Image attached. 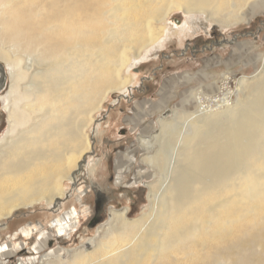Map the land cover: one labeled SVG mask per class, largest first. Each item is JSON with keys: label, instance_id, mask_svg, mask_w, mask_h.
<instances>
[{"label": "bare ground", "instance_id": "1", "mask_svg": "<svg viewBox=\"0 0 264 264\" xmlns=\"http://www.w3.org/2000/svg\"><path fill=\"white\" fill-rule=\"evenodd\" d=\"M255 1L0 0V90L10 81L0 92L8 123L0 220L58 205L91 150L94 114L110 93L127 89L130 68L149 51L175 31L195 32V15L221 26L244 21ZM176 9L187 15L181 25L169 20ZM254 75L231 89L224 74L219 95L191 93L197 110L185 113L188 121L163 119L160 133L140 137L142 160L159 170L145 182L148 211L133 218L127 207L112 208L79 249H48L51 234L34 225L42 233L35 255L15 264H264V65ZM77 222L73 213L58 235L70 236ZM8 246L0 264L25 245Z\"/></svg>", "mask_w": 264, "mask_h": 264}, {"label": "rangeland", "instance_id": "2", "mask_svg": "<svg viewBox=\"0 0 264 264\" xmlns=\"http://www.w3.org/2000/svg\"><path fill=\"white\" fill-rule=\"evenodd\" d=\"M259 1L253 2V4L256 3V7L252 8L251 11H247L248 9L245 10V12H247L246 20L235 25L221 26L218 22L208 21L203 16L195 15L193 19L195 22V32L175 31L165 38L166 40L161 48L152 49L148 53L146 50L143 51L142 55L145 53H147V55L130 68L132 73L127 71L124 72L126 73L125 76H128L129 73H131L130 76H132V74L135 76L129 77L127 89L110 93L103 108L94 114V122L89 129L91 150L87 153L88 157L86 156L87 159H85L87 161L85 164L83 161L81 167H78V170H80H77L78 175L75 181L68 180L65 182V195L58 200V205L51 206L44 203L31 208H22L11 215L10 218L17 215V213H24V221L21 225L27 224V226L22 229V233L27 236V240L16 243L13 242L10 247L14 244L20 245L23 242L24 245H26V242L33 238H36L35 242H38L42 233H35L33 226L41 224L44 228L43 231H47L51 234L48 239L49 242H46L48 244V249L60 246L67 249H79L82 244L96 235V230L100 225L108 221L112 208L124 209L127 207L129 210L128 216L133 218L141 215L144 211H148L149 208L146 207L149 206V190L145 182L157 178L156 175L159 177V170L157 167H152L149 163L142 160L145 150L143 146L140 145L142 140L140 137L144 136V138L148 139L152 135L160 133L162 129L160 122L163 119L168 120L175 115H179L177 121H188L189 118L185 116V113L191 116L192 110H197L195 105H191L193 101L191 93L203 91L208 95H213V93L219 95L220 90H218V88L222 83L224 74L229 73L232 77L229 81L231 89L236 88L238 79L243 75L252 76V78L256 77L254 74L257 73L259 68L263 67L264 60L260 61L259 66L256 68L244 67L242 66V62H237L235 65L228 67L225 65L224 60H227L230 49L234 45L233 43H251L253 42L251 41L253 37L259 36V38H261L264 35V0H262L260 4ZM186 16L184 10L176 9L171 13L169 20L170 22L173 21L181 25L185 22ZM167 27L165 26L164 28L162 26V28H164L163 33L165 34ZM162 31L163 29L161 32ZM161 36H163V38L165 37L164 34ZM255 39H257V37ZM130 45L133 44L130 43ZM261 46V51L264 54V42ZM128 54L134 56L135 52L131 49L128 51ZM209 65L211 68H209L210 71H207L206 67ZM212 72H214V74H212ZM204 73L212 75L210 78L215 79L217 91H215V89H213V91H208L201 87L202 84L200 85L195 82L194 79L199 80ZM258 74L260 75V73ZM189 80H191V82H189ZM9 82L0 90L3 97L10 88ZM187 82L191 85H182L184 83L187 84ZM201 83L204 85V82ZM208 83L209 82L206 81L204 85L206 88L209 87ZM175 85L181 86L177 87L176 93L174 88ZM164 87L168 89L170 87V89L174 88L172 95L175 96L171 98L172 100H170L169 103L167 102L165 106L155 107L154 105L153 107L150 101L155 104L154 101H158L161 98V94L159 93L160 88L162 90ZM241 97H243L242 93L239 95V98ZM236 98L237 96L234 95L233 99L235 100ZM168 109L170 113L167 116H163V113ZM0 113L1 135L7 128L8 123L7 111L2 107ZM188 124L183 126H189ZM110 139L115 144L113 143L109 146L107 140ZM179 142L180 139L177 141V145ZM91 151L94 152L91 153ZM107 151H112L117 167L120 170L129 172V174H126V177H124V182H122V185L126 186L125 188H128V190L125 189L123 191L118 187L116 195L109 203L110 208H106L102 222L100 221L97 225L89 227V218L87 217L92 216L93 213L92 209L86 208V206L80 208L79 200L81 199V190L87 189L83 188L85 187L83 184H87L89 180L93 181V183L100 184L103 176L107 174L103 159ZM139 173L142 175V178L137 181ZM130 174L132 175L131 177ZM139 186L143 188L140 193V198L135 195V191L136 193L138 192ZM93 198L94 193L91 190L85 196V203L93 205ZM133 202L136 204L135 207H132ZM73 213L80 217L79 224L77 222V224L71 226L70 231L67 230L70 236L67 237L65 234L62 236L58 235L57 225H65L70 217L73 218ZM9 219L0 220V225L5 221H9ZM30 223H32V225ZM32 233L34 234L33 236H31ZM26 249L27 246H24V248L19 251V254L13 257V260L10 258L7 264H15L19 255L31 256L26 254ZM3 251L4 249L0 247L1 258Z\"/></svg>", "mask_w": 264, "mask_h": 264}, {"label": "crops", "instance_id": "3", "mask_svg": "<svg viewBox=\"0 0 264 264\" xmlns=\"http://www.w3.org/2000/svg\"><path fill=\"white\" fill-rule=\"evenodd\" d=\"M257 37V39H255ZM253 37V42L251 43H233L234 45L231 47L230 52H229V56L227 58V60H224L225 65H227L228 67H231L233 65H235V63L237 62H242L243 65L242 66H248V67H258L260 64V61L263 60V52L261 51V45L264 42V35L259 38V36ZM260 39V40H258ZM262 41V42H261ZM260 42V43H258ZM253 43V45H252ZM211 66H207L206 70L210 71ZM212 74H214V72H212ZM212 75H208V73H204L203 75H201V78L199 80L194 79L196 83H199L201 85L202 88H205L208 91H213V87L216 86V81L214 78H210ZM192 80V79H191ZM191 80H189V82H191ZM206 81H208L209 83V87H205V83ZM204 82V85L203 83ZM180 85V84H179ZM182 85H191L190 83L187 82L182 84ZM177 87H181L178 85H175V93L177 90ZM171 88V87H170ZM168 89L167 87L165 88H160V96L161 98L158 101H154L155 104L150 101V104L155 105V107H159V106H165V104L170 100H172L171 98H173L174 96L172 95V91L174 92V88L173 89ZM182 90V89H181ZM190 90V89H189ZM171 91V92H170ZM167 108V107H166ZM157 109V108H156ZM21 214V215H20ZM24 213H17V215H15L14 217L10 218L9 221H5L2 225H0V247L1 248H5L7 249L9 246L13 244V242H22V241H26L27 240V236H25L22 232L23 227L27 226L26 225H21V223L24 221ZM41 223V222H40ZM32 225V223H30ZM35 240L36 238H33L32 240H29L26 242L27 249H26V254L28 255H35L34 252V245H35ZM49 242V241H48ZM29 243V244H28ZM48 246V244H47ZM13 260V258H12Z\"/></svg>", "mask_w": 264, "mask_h": 264}, {"label": "flooded vegetation", "instance_id": "4", "mask_svg": "<svg viewBox=\"0 0 264 264\" xmlns=\"http://www.w3.org/2000/svg\"><path fill=\"white\" fill-rule=\"evenodd\" d=\"M107 144L109 146H111L114 142L110 139L107 140ZM115 144V143H114ZM94 151H91V153ZM113 156V157H112ZM88 157V156H87ZM86 157V159H87ZM104 158V163L106 165V170H107V174H105V176H103V178L99 183H93V181L89 180L87 182V184H83L85 185V187L83 188H87L86 190H81V196H80V208H84L83 206H86V208H91L92 209V213L93 215L89 218V222L88 225L89 227H93L95 225H97L100 221L102 222L104 213L106 211V208H110L109 207V203L111 202V200L113 199V197L116 195V191L118 190V187L121 188V190H128V188H125L126 186L122 185V182L124 177H126V174H129L128 171H122L117 167L116 161L114 159V155H112V151L105 153V155L103 156ZM102 160V158H101ZM87 160L84 161V164L86 163ZM83 164V166H84ZM102 165V164H101ZM118 171V173H117ZM121 172V173H120ZM127 172V173H126ZM81 174V173H80ZM121 174V175H120ZM132 175L130 174V177ZM79 184V183H77ZM88 187H87V186ZM77 187V186H76ZM139 190L136 193L135 191V195L136 197L140 198V193L143 190V188H141V186L138 187ZM93 191L94 193V198H93V205H88L85 203V196L89 191ZM134 195V197H135ZM135 201V200H133ZM136 204L135 202L132 203V207H135Z\"/></svg>", "mask_w": 264, "mask_h": 264}, {"label": "water", "instance_id": "5", "mask_svg": "<svg viewBox=\"0 0 264 264\" xmlns=\"http://www.w3.org/2000/svg\"><path fill=\"white\" fill-rule=\"evenodd\" d=\"M168 113H170V110L168 109V110H166L164 113H163V116H167L168 115Z\"/></svg>", "mask_w": 264, "mask_h": 264}]
</instances>
